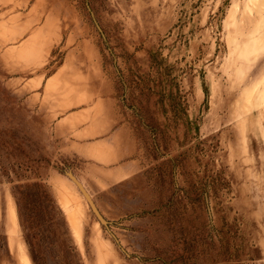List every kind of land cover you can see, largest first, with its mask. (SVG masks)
Wrapping results in <instances>:
<instances>
[{
  "label": "rangeland",
  "instance_id": "1",
  "mask_svg": "<svg viewBox=\"0 0 264 264\" xmlns=\"http://www.w3.org/2000/svg\"><path fill=\"white\" fill-rule=\"evenodd\" d=\"M101 117L131 127L141 171L73 153ZM26 181L56 204L38 253ZM24 257L264 264V0H0V264Z\"/></svg>",
  "mask_w": 264,
  "mask_h": 264
},
{
  "label": "crops",
  "instance_id": "2",
  "mask_svg": "<svg viewBox=\"0 0 264 264\" xmlns=\"http://www.w3.org/2000/svg\"><path fill=\"white\" fill-rule=\"evenodd\" d=\"M64 121H59V126ZM111 122L101 117L98 130L94 131L87 126L86 130L92 132L74 135L77 139H71L70 148L73 153L84 157L89 165L105 166L112 163L114 166L108 172L113 175V181H120L141 171V161L131 127L125 123ZM94 132L97 135L95 137Z\"/></svg>",
  "mask_w": 264,
  "mask_h": 264
},
{
  "label": "trees",
  "instance_id": "3",
  "mask_svg": "<svg viewBox=\"0 0 264 264\" xmlns=\"http://www.w3.org/2000/svg\"><path fill=\"white\" fill-rule=\"evenodd\" d=\"M18 215L30 243L38 253L42 240L43 230L50 225L47 219V209L44 205L48 202L49 208L55 206L47 186L41 181H26L19 183L16 189Z\"/></svg>",
  "mask_w": 264,
  "mask_h": 264
},
{
  "label": "water",
  "instance_id": "4",
  "mask_svg": "<svg viewBox=\"0 0 264 264\" xmlns=\"http://www.w3.org/2000/svg\"><path fill=\"white\" fill-rule=\"evenodd\" d=\"M68 175L70 178L74 181V183L77 185L87 202L89 203L92 211L95 213V215L98 217L101 223H103L106 227H108V220L105 219V217L100 212L97 204L95 203V200L93 199L91 193L88 191L86 186L83 184V182L75 175L72 171L68 172Z\"/></svg>",
  "mask_w": 264,
  "mask_h": 264
},
{
  "label": "bare ground",
  "instance_id": "5",
  "mask_svg": "<svg viewBox=\"0 0 264 264\" xmlns=\"http://www.w3.org/2000/svg\"><path fill=\"white\" fill-rule=\"evenodd\" d=\"M11 209H12V208H11ZM10 212H12V211H10ZM13 213H14V212H13ZM13 218H14V216H13ZM24 258H25V262H24V260H23V262L26 263V264H29V262H28L29 260L27 261L28 258H27V259H26V257H24Z\"/></svg>",
  "mask_w": 264,
  "mask_h": 264
}]
</instances>
